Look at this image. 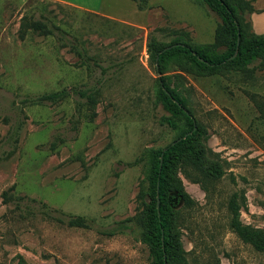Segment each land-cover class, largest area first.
<instances>
[{"label":"rangeland","instance_id":"obj_1","mask_svg":"<svg viewBox=\"0 0 264 264\" xmlns=\"http://www.w3.org/2000/svg\"><path fill=\"white\" fill-rule=\"evenodd\" d=\"M69 1L92 12L59 0H0V264H150L138 224L149 150L186 125L166 123L147 46L154 37L168 49L183 33L210 44L219 19L198 0H148L141 10L133 0ZM35 22L54 34L33 30ZM247 68L196 76L170 65L167 73L179 74L207 147L224 162L219 181H202L207 193L178 170L194 201L176 204L187 264H264L228 225L227 201L238 192L240 221L264 229V58ZM62 89L69 96L56 103L22 102ZM93 89L91 108L76 91ZM30 200L89 227L51 221ZM125 220L128 229L107 235Z\"/></svg>","mask_w":264,"mask_h":264},{"label":"trees","instance_id":"obj_2","mask_svg":"<svg viewBox=\"0 0 264 264\" xmlns=\"http://www.w3.org/2000/svg\"><path fill=\"white\" fill-rule=\"evenodd\" d=\"M139 10L148 0H133ZM219 22L214 32V40L210 44H193L186 34L174 39L168 49L151 37L148 43V54L160 74L159 88L156 96L162 108L169 114L165 119L167 125L175 129L179 121H184L186 129L162 150H149L146 168V189L140 193L144 198V209L138 218L142 229L141 240L148 245L150 264H187L182 249L180 234L177 228L179 210L176 204L182 202L185 207L193 206L194 201L184 190L178 177L181 169L185 177L198 184L204 192L202 181H219L224 175L223 161L206 145L204 129L196 122L188 106V100L178 84L179 74H167L170 65L178 71L196 76H212L222 70L245 72L256 59L264 58V33L256 35L251 30V23L244 22L253 8L247 0H198ZM33 30L43 35H53V29L35 22ZM251 30V32H250ZM168 46V45H167ZM84 63L89 57L76 52ZM87 61V62H86ZM76 94L91 108L96 103L97 90H78ZM69 96L65 89L43 93L22 100L28 105L56 103ZM262 111V105L259 104ZM181 139V140H179ZM55 143L50 148L53 150ZM190 172L196 175L193 178ZM16 200L22 202L23 198ZM38 203L40 215L57 223H65L69 227L88 228V220L82 216L66 215L59 210ZM158 202V209L156 208ZM245 204L243 193L234 192L227 201L230 213L229 228L245 244L264 255V229L244 225L240 221V209ZM66 217V221L63 218ZM128 220L118 222L117 229L107 235H114L128 229Z\"/></svg>","mask_w":264,"mask_h":264},{"label":"crops","instance_id":"obj_3","mask_svg":"<svg viewBox=\"0 0 264 264\" xmlns=\"http://www.w3.org/2000/svg\"><path fill=\"white\" fill-rule=\"evenodd\" d=\"M59 1L92 12L91 9L82 7L78 3L69 0H59ZM247 1L251 3V6L253 8L252 13H250L249 15L251 30L254 34L261 35L264 33V0H247Z\"/></svg>","mask_w":264,"mask_h":264},{"label":"water","instance_id":"obj_4","mask_svg":"<svg viewBox=\"0 0 264 264\" xmlns=\"http://www.w3.org/2000/svg\"><path fill=\"white\" fill-rule=\"evenodd\" d=\"M179 140H181V139H179ZM156 208L158 209V202H157Z\"/></svg>","mask_w":264,"mask_h":264}]
</instances>
